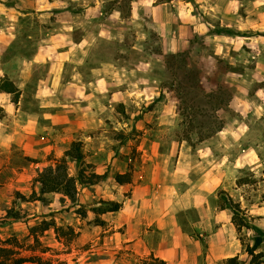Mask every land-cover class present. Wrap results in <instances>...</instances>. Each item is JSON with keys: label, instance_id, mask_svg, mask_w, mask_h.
I'll return each instance as SVG.
<instances>
[{"label": "rangeland", "instance_id": "obj_1", "mask_svg": "<svg viewBox=\"0 0 264 264\" xmlns=\"http://www.w3.org/2000/svg\"><path fill=\"white\" fill-rule=\"evenodd\" d=\"M0 78L25 84L12 115L21 107L31 120L0 135V238L17 257L139 264L163 221L191 234L197 211L175 190L182 149L186 161L241 153L244 186L232 199L253 226L237 231L245 255L264 232V0H0ZM2 110L6 133L14 123ZM78 141L77 201H24ZM223 194L209 195L217 211ZM109 201L121 209L98 214ZM43 221L61 230L41 231Z\"/></svg>", "mask_w": 264, "mask_h": 264}, {"label": "crops", "instance_id": "obj_2", "mask_svg": "<svg viewBox=\"0 0 264 264\" xmlns=\"http://www.w3.org/2000/svg\"><path fill=\"white\" fill-rule=\"evenodd\" d=\"M24 85L15 86L20 92ZM6 96L10 95L0 92V107L8 113V119L12 118L14 125L6 133L0 131V135L14 137L31 125L18 114L21 107L17 114L12 115V110L21 104L20 100L13 104ZM181 152L182 159L175 170V190L182 201L181 208L196 209L198 219L193 223L191 234L175 225L172 218L163 221V226H158L161 231L155 232L152 237L149 255L161 258L167 264H225L227 259L236 256L248 263L250 258L244 253L237 229L231 220V213L227 209L217 211L209 201V195L214 193L216 187L227 191L231 198L241 194L244 186L240 181L241 153L221 161H186L183 157L187 153L184 149ZM151 217V223H160L159 212L152 213Z\"/></svg>", "mask_w": 264, "mask_h": 264}, {"label": "trees", "instance_id": "obj_3", "mask_svg": "<svg viewBox=\"0 0 264 264\" xmlns=\"http://www.w3.org/2000/svg\"><path fill=\"white\" fill-rule=\"evenodd\" d=\"M165 2L167 0H161ZM0 92H5L12 94L13 102L17 103L19 98V90L14 85L13 82L4 79L0 81ZM0 107V113L2 112ZM85 159V154L83 152L82 142H73L70 149H68L64 156L56 160L54 164L49 165L39 171L36 178H34V184L38 186V191H33L31 196L28 198L21 196L24 201H40L43 204L49 202L48 196L51 194H61L62 200L68 199L71 202L75 203L77 201L78 195V185L82 183L85 179V171L83 168V163ZM74 163L78 169L77 175L71 173L70 164ZM99 176L92 174L89 176L91 182ZM115 180L119 184H127L131 182V177L128 174H116ZM223 201L222 209H229L232 212V223L236 227L238 232H241L243 228L252 229L253 226L249 222L248 218L243 214V210L239 203H236L229 195L223 194L221 196ZM122 207V204L115 201L102 202V206L96 209L98 214H105L108 212L119 211ZM13 219L20 220L18 215L9 214ZM103 223L102 221L99 222ZM54 227L55 231L58 232L61 228H57L54 224L50 222L43 221L41 231H46ZM36 229V228H34ZM34 232V230H32ZM32 232V233H33ZM74 234V232H71ZM35 241L39 243L37 237ZM243 244V242H242ZM7 245L9 240L3 241L0 238V264H24L28 262H37L39 264H44L43 260L40 258H31V257H17L14 253V250ZM264 248V232L256 231L253 235V245L245 246V252L250 257L248 263L241 261L238 256L229 258L225 261V264H264V252H257ZM139 264H167L165 260L150 256L149 258L141 259Z\"/></svg>", "mask_w": 264, "mask_h": 264}]
</instances>
